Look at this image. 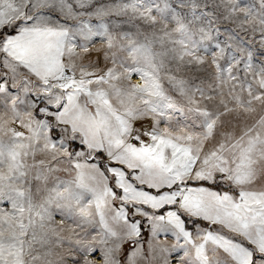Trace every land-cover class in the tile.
<instances>
[{"label": "snow or ice", "instance_id": "obj_1", "mask_svg": "<svg viewBox=\"0 0 264 264\" xmlns=\"http://www.w3.org/2000/svg\"><path fill=\"white\" fill-rule=\"evenodd\" d=\"M0 264H264V0H0Z\"/></svg>", "mask_w": 264, "mask_h": 264}]
</instances>
